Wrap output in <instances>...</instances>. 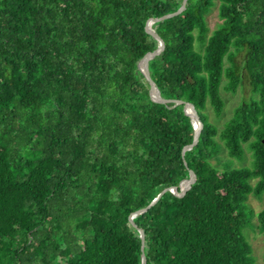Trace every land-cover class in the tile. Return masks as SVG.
I'll return each instance as SVG.
<instances>
[{
    "label": "trees",
    "instance_id": "1",
    "mask_svg": "<svg viewBox=\"0 0 264 264\" xmlns=\"http://www.w3.org/2000/svg\"><path fill=\"white\" fill-rule=\"evenodd\" d=\"M0 0V264H256L264 0ZM218 5L221 23L207 15ZM243 100L223 128L221 90ZM200 124L194 140L189 105ZM253 167L236 168L245 158ZM226 150L222 168L213 161ZM143 231L144 244L130 216ZM255 183L252 184V181ZM264 237V206L257 215Z\"/></svg>",
    "mask_w": 264,
    "mask_h": 264
},
{
    "label": "rangeland",
    "instance_id": "2",
    "mask_svg": "<svg viewBox=\"0 0 264 264\" xmlns=\"http://www.w3.org/2000/svg\"><path fill=\"white\" fill-rule=\"evenodd\" d=\"M218 5L215 6L211 12L207 15V22L210 28V31L215 30L218 25L221 23V20L218 16ZM221 94L225 100L224 112L220 117H217L213 111L209 108L210 120L212 123L218 126V128H223L224 124L232 117L234 109L245 99L250 96L249 89L244 86L240 87L235 94L227 93L224 90H221ZM245 149V158L243 160L233 159L232 165L236 168H252L253 167V156L251 151L248 149V145H244ZM231 159L226 150H223L219 155V160H214L213 163L222 168L224 164L229 162ZM255 183V180L252 181V184ZM248 207L254 212V216L251 219L249 226L246 227L244 233L252 246V253L256 260V264H264V237L258 229V219L257 215L262 210L264 206V198L257 199L253 196L249 197L247 202Z\"/></svg>",
    "mask_w": 264,
    "mask_h": 264
},
{
    "label": "water",
    "instance_id": "3",
    "mask_svg": "<svg viewBox=\"0 0 264 264\" xmlns=\"http://www.w3.org/2000/svg\"><path fill=\"white\" fill-rule=\"evenodd\" d=\"M186 4H187V0H183L182 6L180 7L179 10H177L174 13H170V14L164 15L161 18H156V19H154L152 21H149L147 23V26H146L147 32L152 37H154V39H156L158 41L159 45H158V48L154 52L147 53L144 56V58H143V60L141 62V72H142V74L144 75L145 79L148 81V83H149V85L151 87L153 100L155 102H157V103L167 104V103L173 102L175 105H179V104H184L185 103L184 101H181V100H167V99H163L162 98L158 87L156 86L155 82L151 78L150 71H149V68H148V63L156 55L160 54L164 50V47H165L162 38L156 33L155 29H153V27H152L153 24L158 22V21H163V20H166L168 18H171V17H174L176 15H179L180 13H182L184 11V9L186 7ZM188 105H189V109H188L189 116L191 118V122H192L193 127H194V140H193L192 144H190V145H188V146H186L184 148V152L188 151V150H191L195 145H197L198 139H199V135H200V124H199V122H198V120L196 118V110H195V108H194V106L192 104H188ZM194 181H195V175H194V173L192 171H190V179L183 184L180 193H177V191L174 188L164 189L146 208H144L142 210H139V211L133 213L130 216L129 220H130L131 224L135 228H137V225L134 223L133 219L135 217H137L138 215H141L144 212H146L151 206H153L158 201V199L167 190H170L176 196L182 197L190 189V187L194 183ZM137 229H138V232L140 234V238L142 240V244H144V239H145L144 233L139 228H137ZM142 264H146V258L144 256V254H142Z\"/></svg>",
    "mask_w": 264,
    "mask_h": 264
}]
</instances>
